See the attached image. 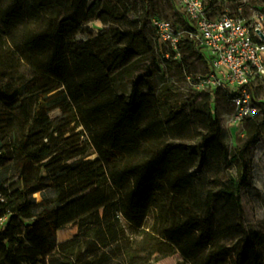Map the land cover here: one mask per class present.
<instances>
[{"label":"trees","instance_id":"obj_1","mask_svg":"<svg viewBox=\"0 0 264 264\" xmlns=\"http://www.w3.org/2000/svg\"><path fill=\"white\" fill-rule=\"evenodd\" d=\"M207 1L209 15L219 14L222 0ZM102 3L0 0V190L11 212L0 264H147V229L171 244L195 232L208 246L207 264H264L263 238L247 228L242 201L257 136L232 152L211 112L194 120L184 107L164 114L153 72L119 93L114 76L138 43H149L141 26L115 39L94 35L87 26L101 18ZM187 52L204 56L194 43L182 58ZM57 110L64 114L53 117ZM73 122L68 130L82 128L94 158L76 149L83 140L75 131L58 147ZM233 164L238 177L223 178ZM114 201L112 216L58 241L60 230Z\"/></svg>","mask_w":264,"mask_h":264},{"label":"rangeland","instance_id":"obj_2","mask_svg":"<svg viewBox=\"0 0 264 264\" xmlns=\"http://www.w3.org/2000/svg\"><path fill=\"white\" fill-rule=\"evenodd\" d=\"M178 0H103L101 6V18L91 22L87 27L94 35L106 33L110 39H115L118 30L135 29L142 27L149 46L143 42L137 44L133 62L119 71L114 76L116 90L122 94H129L133 80L147 71L153 72L152 83L155 95L162 100L166 110L184 107L191 119H202L211 112L220 122L223 128V139L232 152H238L245 143L257 136V141L252 145L247 154L251 165V186L242 192V201L245 211V223L248 229L256 231L263 238L262 250L264 252V80L255 81L253 84L254 96L261 106V111L254 117L239 123H233L231 117L235 107L225 87L214 89H198L194 87L187 76L196 80L199 75H206L210 70V64L205 56L200 53L187 52L185 57L176 59L169 44L160 41L151 25L154 17L166 18L175 24L185 23L182 13L177 8ZM221 5V4H220ZM222 10L236 13L242 8L246 18L252 13L262 10L264 13V0H222ZM186 25V24H185ZM89 32L78 36V41L89 38ZM151 49V50H150ZM64 114L63 110H57L53 117ZM73 117V115H71ZM71 123L61 140V147L65 141H72L75 131L81 137L83 143L76 149L85 147L84 155L96 156L93 147L86 136L82 134V128H73ZM258 131H260L258 133ZM180 138H185L181 136ZM65 139V140H64ZM197 143L196 135L190 136V143ZM24 149L23 145L15 147V155ZM8 173H12L10 170ZM237 164L226 166L222 177H238ZM41 199L40 194H36ZM119 207V202L114 201L106 206L107 211L100 218L98 211L89 217L69 225L59 231V240L64 241L85 231L88 227L85 222L94 224L104 221L112 216ZM145 242L149 247L147 264H207L206 254L208 246L196 240V233L186 236L181 243L171 244L155 235L147 229L144 233ZM24 239L27 241L26 237Z\"/></svg>","mask_w":264,"mask_h":264},{"label":"built area","instance_id":"obj_3","mask_svg":"<svg viewBox=\"0 0 264 264\" xmlns=\"http://www.w3.org/2000/svg\"><path fill=\"white\" fill-rule=\"evenodd\" d=\"M207 4V0H178L177 8L189 25L161 17H154L151 25L156 37L170 45L176 59L182 58L189 44H196L211 70L196 80L187 76L188 80L198 89H229L235 107L231 121L239 123L261 111L253 84L264 80V13L257 10L246 18L240 7L236 13L223 11L210 16ZM5 203L6 196L0 190V233L11 217V212L2 210Z\"/></svg>","mask_w":264,"mask_h":264},{"label":"bare ground","instance_id":"obj_4","mask_svg":"<svg viewBox=\"0 0 264 264\" xmlns=\"http://www.w3.org/2000/svg\"><path fill=\"white\" fill-rule=\"evenodd\" d=\"M106 211H107L106 206L103 207V208H101V209H99V210H98V215H99V217H100V218H103L104 215H105V213H106Z\"/></svg>","mask_w":264,"mask_h":264},{"label":"crops","instance_id":"obj_5","mask_svg":"<svg viewBox=\"0 0 264 264\" xmlns=\"http://www.w3.org/2000/svg\"><path fill=\"white\" fill-rule=\"evenodd\" d=\"M66 240H67V239H66ZM58 241H59V242H63V241H60V240H59V232H58ZM64 241H65V240H64Z\"/></svg>","mask_w":264,"mask_h":264}]
</instances>
